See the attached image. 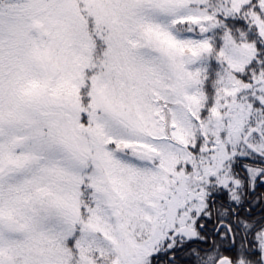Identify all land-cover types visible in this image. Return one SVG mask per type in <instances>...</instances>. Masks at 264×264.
<instances>
[{
	"label": "snow or ice",
	"instance_id": "1",
	"mask_svg": "<svg viewBox=\"0 0 264 264\" xmlns=\"http://www.w3.org/2000/svg\"><path fill=\"white\" fill-rule=\"evenodd\" d=\"M0 264H264V0H0Z\"/></svg>",
	"mask_w": 264,
	"mask_h": 264
}]
</instances>
